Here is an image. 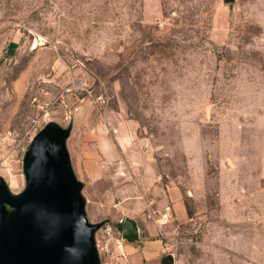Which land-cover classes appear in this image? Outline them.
<instances>
[{"label": "rangeland", "instance_id": "1", "mask_svg": "<svg viewBox=\"0 0 264 264\" xmlns=\"http://www.w3.org/2000/svg\"><path fill=\"white\" fill-rule=\"evenodd\" d=\"M119 119L143 165L181 191L172 263L264 264V0H0L9 197L27 192L42 132L80 152Z\"/></svg>", "mask_w": 264, "mask_h": 264}, {"label": "water", "instance_id": "2", "mask_svg": "<svg viewBox=\"0 0 264 264\" xmlns=\"http://www.w3.org/2000/svg\"><path fill=\"white\" fill-rule=\"evenodd\" d=\"M27 192L12 200L0 181V264H100L93 233L83 214L79 186L63 135L44 131L25 158ZM122 236L133 241L135 222L125 218ZM163 264H173L165 255Z\"/></svg>", "mask_w": 264, "mask_h": 264}, {"label": "crops", "instance_id": "3", "mask_svg": "<svg viewBox=\"0 0 264 264\" xmlns=\"http://www.w3.org/2000/svg\"><path fill=\"white\" fill-rule=\"evenodd\" d=\"M131 125L130 121L119 119L114 126H107L113 128L114 133L110 132L113 137L104 134L106 126L103 133L97 134L96 128L93 129L92 146L85 138L82 141L88 147L80 152L70 150L68 145V164L78 183L83 214L89 224H99L104 217L113 223L119 218L135 222L137 236L133 241H125V258L116 257L107 264H163L162 258L169 254L167 242H173L170 233L187 220L188 213L180 189L165 184L156 170L143 165L142 154L137 153L130 142ZM126 126H129V144L123 142ZM263 160L255 163V173L259 166L260 177H264ZM100 204L107 209L104 207L101 212ZM112 204L114 208H110ZM166 206H169L167 216H171V220L162 216ZM99 232L98 227L93 233L96 248Z\"/></svg>", "mask_w": 264, "mask_h": 264}, {"label": "built area", "instance_id": "4", "mask_svg": "<svg viewBox=\"0 0 264 264\" xmlns=\"http://www.w3.org/2000/svg\"><path fill=\"white\" fill-rule=\"evenodd\" d=\"M168 211L169 206H166L165 212L162 214V216L166 217ZM123 222L124 218H119L117 223H110L108 221L100 223V237L98 239L99 242H97L100 264H107L108 261L116 257L125 258L123 248L126 240L122 236L121 225ZM169 254L172 256L171 253Z\"/></svg>", "mask_w": 264, "mask_h": 264}, {"label": "bare ground", "instance_id": "5", "mask_svg": "<svg viewBox=\"0 0 264 264\" xmlns=\"http://www.w3.org/2000/svg\"><path fill=\"white\" fill-rule=\"evenodd\" d=\"M42 38V37H41Z\"/></svg>", "mask_w": 264, "mask_h": 264}]
</instances>
